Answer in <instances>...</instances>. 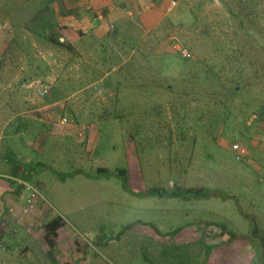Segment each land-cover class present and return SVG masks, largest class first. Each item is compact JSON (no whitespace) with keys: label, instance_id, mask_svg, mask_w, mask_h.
Instances as JSON below:
<instances>
[{"label":"rangeland","instance_id":"374dc122","mask_svg":"<svg viewBox=\"0 0 264 264\" xmlns=\"http://www.w3.org/2000/svg\"><path fill=\"white\" fill-rule=\"evenodd\" d=\"M47 1L11 5L24 15ZM170 1L153 21L106 19L89 0L60 1L83 19H55L46 32L10 19L15 38L0 51V264H199L213 244L209 264L261 263L247 239L221 230L246 237L255 221L264 231V0H175L168 11ZM129 139L139 158L132 191L118 175L134 154ZM191 187L208 196L167 195ZM55 217L64 224L50 246L44 225ZM178 246L189 256L180 250L174 262Z\"/></svg>","mask_w":264,"mask_h":264},{"label":"trees","instance_id":"16d2710c","mask_svg":"<svg viewBox=\"0 0 264 264\" xmlns=\"http://www.w3.org/2000/svg\"><path fill=\"white\" fill-rule=\"evenodd\" d=\"M51 2H52V0H48L46 2V4L44 5V7H42L41 9L39 8V9L33 11V13L31 14V19H32L31 25L37 26V27L39 26L45 32H46V30H49L50 28H52V27L54 28V26H56V20H55L56 16L54 13V9L51 5L52 4ZM73 11L74 10H68L67 14H71ZM31 25L29 24V25H26V27H25L29 32L32 31ZM5 27H7V25H5ZM7 30L11 31V27L8 26ZM11 38L12 39L15 38L14 33H13ZM48 38H49L48 39L49 42L54 43V45H59L62 47H64V46L68 47L67 45L60 43L59 41L53 39L50 36H48ZM10 41H9V43H10ZM8 45H10V44H8ZM67 49H70V48L68 47ZM128 145H129L130 151L133 152L135 155L133 154L132 159H131L132 162L131 161L129 162L127 168L121 169L118 172V175L123 177V181L125 184L124 187L127 190L132 191V186H133L132 178L134 177L133 170L139 169V163H138L139 158L137 156V148L135 146L134 139H129ZM19 169L21 171V174H18V171L16 172V170H14V173H13L14 175H12V176H15L17 174L22 175V173L24 171V167H20ZM100 170L101 169H99V171ZM129 183H130V185H129ZM203 191H204V189H202V188L191 187V188H186L184 190L173 189L167 195L173 196V197H184V198H189V197L201 198L202 196H206V195L208 196V193L207 192L204 193ZM157 192L158 191L156 189H150V190H145V192L142 194L153 195V194H157ZM226 196H228V195H226ZM63 224H64V221L60 217H55V218H53V219H51L45 223L44 229L47 233L46 235L48 237V243L50 246H54V244H53V240H51L49 237L50 236L53 238L56 237L57 231L62 227ZM180 230L181 229H179L177 231V233ZM221 231H222L223 235L228 236L230 242L239 243L240 241H242V240L246 241V239H247L248 245H250L251 248L255 251L256 257L261 262L259 264H264V231L258 227V225L255 223V221H254L252 228L249 231V235H247L246 237H236L234 235L229 234L227 231H224V230H221ZM224 243L221 242V244L226 245ZM220 247L221 246L218 244L204 245V248H205L204 257L205 258L203 260H201L199 262V264H209L208 261L215 254L214 250H217ZM176 248L177 249H175V247H173V252H174L173 253V261L174 262H177V258L179 257V254H180L179 251L180 250L183 251L187 256H189L187 250L182 249L184 247L178 246ZM231 250L232 249H230L228 251L229 253H223L224 257L226 255L225 260L227 258H229L231 256V254L233 253ZM196 261L191 260V262L188 261V262H185V264H192V263H195ZM216 261H218L219 263H222V259L218 260V258H217ZM176 264H178V262Z\"/></svg>","mask_w":264,"mask_h":264},{"label":"crops","instance_id":"0c3cea01","mask_svg":"<svg viewBox=\"0 0 264 264\" xmlns=\"http://www.w3.org/2000/svg\"><path fill=\"white\" fill-rule=\"evenodd\" d=\"M60 1L62 0H58V4L60 3ZM90 2H92L93 4V8L95 7V10H101L104 11V15L106 14V12H108L106 19H129L126 14H128L129 16H132L134 13V16L131 19H135L138 18L139 19H152V21L154 19H161V11L164 10V2L165 0H162V2L159 4H155V2H153L152 0H147L146 2H144V8H146L145 11H142V13L138 14L137 10L142 7V3L139 4L140 0H89ZM149 1V2H148ZM56 3L55 0H53L52 2V7L54 9V12L56 13V19H83L81 16L82 15H74V14H67L68 10H72V8L74 9L73 6H77V4L75 5H71L69 2L68 3H63L62 2V8H60V5H58ZM101 4H106L107 7H101ZM105 6V5H104ZM124 6H132V8H134L133 10H131V12L129 11H125L123 9ZM149 6L151 8H149ZM147 8H149L147 10ZM87 9H89V7H87ZM86 9V10H87ZM81 14L82 11L80 10ZM124 12V13H123ZM126 12V13H125ZM33 13V10H24L22 15L19 11H16L15 6L11 5V0L10 3L8 0H0V28L1 27H5V25L8 26V24L10 25V19H14L13 17H18L20 19H30L31 15ZM87 12L84 11V14H86ZM100 12H97V17L99 19H102V16L99 15ZM124 14V15H123ZM85 17V16H84ZM89 19H98L96 17H94V15L88 14ZM127 17V18H126ZM149 23V22H148ZM146 23V24H148ZM5 29V28H4ZM3 29V30H4ZM8 30H4L1 31L0 30V51L4 50L8 44L9 41V36L12 34L11 31L8 33Z\"/></svg>","mask_w":264,"mask_h":264},{"label":"built area","instance_id":"2783aa9c","mask_svg":"<svg viewBox=\"0 0 264 264\" xmlns=\"http://www.w3.org/2000/svg\"><path fill=\"white\" fill-rule=\"evenodd\" d=\"M175 4H176V1L171 0L167 8L168 11H171L175 7ZM180 51H181V55L183 58L190 57V52L186 48H180ZM231 151L233 152L236 160H243L247 155L245 148L238 143H234L231 145ZM26 203L27 205H26L25 211H27L28 208L32 207V203L30 200H28Z\"/></svg>","mask_w":264,"mask_h":264}]
</instances>
